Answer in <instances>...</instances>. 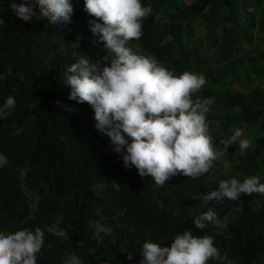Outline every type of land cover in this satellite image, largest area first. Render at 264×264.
Masks as SVG:
<instances>
[{"label":"trees","instance_id":"trees-1","mask_svg":"<svg viewBox=\"0 0 264 264\" xmlns=\"http://www.w3.org/2000/svg\"><path fill=\"white\" fill-rule=\"evenodd\" d=\"M9 2L0 0V103L11 95L16 107L0 119V153L8 161L0 168V231L59 220L69 239L45 230L37 264H64L70 257L80 264H139L145 240L169 246L189 228L212 236L224 258L208 264H264V207L253 210L264 196L199 199L222 179L260 176L264 183V0H141L152 12L142 21L141 38L128 46L177 75L205 76L193 98L214 101L206 114L214 145L235 128L252 140L244 152L238 142L229 145L201 177L177 174L163 186L125 167L109 138L95 129L91 106L68 98L67 67L78 56L108 54L90 31L93 17L84 0H71L73 13L64 25L43 17L24 22ZM209 207L224 227L196 229L192 218ZM90 220L111 232L97 239Z\"/></svg>","mask_w":264,"mask_h":264},{"label":"clouds","instance_id":"clouds-1","mask_svg":"<svg viewBox=\"0 0 264 264\" xmlns=\"http://www.w3.org/2000/svg\"><path fill=\"white\" fill-rule=\"evenodd\" d=\"M83 7L93 17L89 20L91 33L103 42L108 54L100 59L78 56L67 67L63 83L70 89V100L91 106L95 129L109 138L125 167H135L141 178L151 176L156 186H163L177 174L201 177L214 161L225 156L229 145L238 142L241 152L250 148L252 140L244 138L240 128L219 145L212 143L206 114L214 101L193 98L206 84L203 74L185 71L177 75L152 55L138 54L128 46L130 40L143 35L142 21L152 12L150 4L143 6L141 0H84ZM9 9L24 22L43 17L57 25L68 23L73 13L71 0H10ZM4 24L0 17V27ZM15 107V98L7 96L0 103V119ZM7 163V157L0 153V168ZM112 187L119 190L116 182ZM254 193L264 196L260 176L243 182L233 177L220 180L215 190L199 199L235 201L241 194ZM261 207L264 203L254 201V211ZM192 224L200 230L208 224L224 227L212 207L193 217ZM89 227L97 239L111 232L100 220H90ZM45 230L62 241L69 239L59 220L34 230L0 231V264H37ZM139 254V264H208L210 259H224L212 236L194 234L190 228L176 234L169 246L145 240ZM128 259H132L131 254ZM64 264L80 261L70 257Z\"/></svg>","mask_w":264,"mask_h":264}]
</instances>
